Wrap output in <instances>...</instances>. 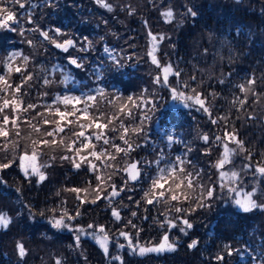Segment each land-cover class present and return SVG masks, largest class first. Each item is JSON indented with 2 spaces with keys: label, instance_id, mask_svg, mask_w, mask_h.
I'll use <instances>...</instances> for the list:
<instances>
[{
  "label": "trees",
  "instance_id": "1",
  "mask_svg": "<svg viewBox=\"0 0 264 264\" xmlns=\"http://www.w3.org/2000/svg\"><path fill=\"white\" fill-rule=\"evenodd\" d=\"M24 2L27 5L24 9L12 6L21 21L13 25L18 30L0 29V74L13 85L20 84L27 73L12 71L9 75L5 64L13 52L29 57L26 67L33 79L21 89L25 94L22 98L25 104L38 107L35 112L22 115L35 116L36 112H43L44 105L73 87L82 92L81 96L103 88L105 99L99 102L106 111L107 100L114 96L120 98L119 104L129 96L136 98L143 93L154 101L156 111L148 113L151 119L144 122V132L131 138L135 150L128 157L120 154L116 163L123 167L126 160L152 161L161 151L171 157L187 154L192 162L188 167L201 170L203 182L217 185V191L211 207L198 208L188 215L193 227L185 235L179 230L182 227L179 222L176 228L160 226L159 222L165 218L161 215L163 205H149L142 200L143 191L148 188L147 177L153 174V168L146 163L143 170L147 175L139 182L129 181L125 185L123 172L112 177V183L125 190L111 204L107 199L81 204L76 194L67 189L88 188L89 181L94 188V174L86 165L76 169L69 160L60 159L61 155L71 153L45 148L40 158L41 163L49 165L41 169L45 180L25 177L18 162L0 171V213L11 218L7 228L0 227V264H55L57 258L63 264H119L111 260L115 255L121 256L124 264H217L214 257L225 244L233 249L247 247V251L242 252L243 259L236 253L226 256L223 264H262L264 209L245 213L236 207L230 194L219 188V174L213 165L222 152L215 137H223L225 131L235 132L246 151L234 156L233 164L226 167L240 172L244 190L255 188L254 199L264 204V177L245 168L249 152L253 165L264 161V0H106L111 10L97 0H54L53 5L49 0ZM129 6L134 9L133 14H129ZM188 8L197 15L188 14ZM169 9L174 13L171 22L162 15ZM29 13L33 19L31 24L27 22ZM21 27L25 29L23 35L19 31ZM34 28L48 31L57 42L72 39L75 47L69 46L67 52L56 48L44 40L39 31L31 30ZM57 28L61 35H56L54 29ZM149 32L164 39L153 42ZM85 37L92 44L87 51H81L86 45ZM28 40L33 44L29 45ZM105 48L110 51L106 53ZM150 50L161 66L170 64L181 73L179 78L170 74L167 87L153 82L162 73L161 68L151 62ZM67 56H73L83 66L78 68L71 64ZM113 58L119 61V66ZM21 63L17 58L13 66ZM193 76L195 80L191 79ZM250 77L256 79L254 88L260 96L257 101V97L249 95L248 102L241 108L238 103L233 104L236 97H243L237 85L246 83ZM45 78L51 83L45 85ZM185 83L189 87L185 88ZM173 87L188 94H192V88L203 93L210 115L197 111L198 105L185 107L183 102L174 100L170 91ZM134 112L137 120L124 119L126 125L139 123L141 111L134 109ZM162 113L163 119H160ZM212 120L217 122L214 124ZM21 131L27 135V126L21 124ZM205 134L209 137L207 143L201 138ZM167 135H172L175 142L169 144ZM107 136L123 146L118 132L107 130ZM229 147L236 148V145L231 143ZM53 156L55 159H51ZM12 158L11 153L7 157L0 153V163ZM136 201H140L139 206ZM25 205L31 206V213ZM113 207L120 210V221L111 215ZM77 210L81 215L69 223L85 228L89 223L105 226L111 237L109 255H105L90 235H81L77 247L76 233L51 227L49 220L53 216L58 217L64 211L74 215ZM133 211L137 212L135 217L131 216ZM177 215L180 214L172 212L169 219ZM129 220L137 227L128 225ZM121 230L132 235L133 244L146 247L159 244L167 232L176 250L141 256L119 236ZM193 240L199 243L189 248ZM18 242L27 250L23 260L17 255ZM118 244L125 247L121 249ZM253 255L257 259H251Z\"/></svg>",
  "mask_w": 264,
  "mask_h": 264
},
{
  "label": "snow or ice",
  "instance_id": "2",
  "mask_svg": "<svg viewBox=\"0 0 264 264\" xmlns=\"http://www.w3.org/2000/svg\"><path fill=\"white\" fill-rule=\"evenodd\" d=\"M97 2L111 10V4L107 3L106 0H97ZM49 4L53 5L54 0H49ZM12 6H18L21 9L27 7L24 0H0V29H8L10 31L18 30L13 25H19L21 21ZM129 9V14H133L134 9H131L130 6ZM187 12L193 17L197 15L191 8H188ZM162 15L169 18V22L174 17L171 9L162 13ZM27 22L29 24L33 23L30 13ZM31 30L39 31L44 40L49 41L56 48H60L65 52L68 51L69 46L75 47V41L72 39H67L63 43H60L55 38L50 37L48 31L38 28ZM19 31L23 35L25 29L21 27ZM54 31L56 35L62 34L59 28L54 29ZM149 36L153 42H156L158 39H164L162 36L158 38L151 32H149ZM84 39L86 45L81 47V51H87L88 47L92 44L87 37ZM27 43L32 45L33 41L28 40ZM153 48H155V44H153ZM104 51L107 53L110 50L105 48ZM148 56L151 57L153 64L161 68L162 75L158 74L154 78L153 82L155 84H163V86L167 87L169 85L168 77L170 74L177 78L180 77V71L178 69L174 70L170 64L161 66L153 51L150 50ZM17 58H20L22 63L14 67V61ZM28 62L29 57L24 56L21 52H13L7 58L5 67L9 75L12 71L16 73H27L20 84L13 85L5 75L0 74V141H2L0 143V153H4L6 157L10 153L13 155V158L8 160V162L0 163V171L18 162L19 168L25 177L37 176L40 181H43L46 177L41 169L49 166L40 162L43 150L45 148H59L66 153L72 154L61 155V160H69L76 169H80L83 165H86L88 170L94 174L96 181L94 188L91 187V181H89L88 188H71L67 189V191L75 193L76 198L80 200L81 204L87 202L96 203L100 199H107L111 204L112 200L120 196L121 192L125 190L124 187L117 188L112 183V177L119 172H123L126 177L125 185L129 181L139 182L147 175L143 170V164L146 163L148 167L153 168V174L147 177L148 188L143 191L142 200L149 205L164 206V212L161 215L165 218L159 222L161 227L167 225L168 228H176L178 227L177 222H179V225H182L179 230L186 235L187 230L193 227L187 218L188 215L198 208L211 207L210 202L215 198L217 191V185H206L203 182L201 170L190 169L188 167L192 162L187 158V154L171 157L161 151L157 158L152 161L143 162L140 160H132L131 162H127L126 160L123 167L116 163L120 154L128 157L135 150L133 143L130 142L131 138L133 136H139L144 132V122L151 119L148 113H154L156 111L157 106L154 101L147 99L142 93L136 98L129 96L127 97V101L118 104L117 101L120 98L114 96L112 99L107 100L109 107L106 111L102 109L99 102L105 99V92L103 88H99L94 94L90 93L82 96L58 95L50 104L43 106V112H36L35 116L22 115L30 111L35 112L38 107V105L32 103L25 104L22 98L25 94L22 93L21 89L27 81L33 79L32 73L27 72L26 65ZM113 62L119 66V61L115 60V58H113ZM70 63L78 68L83 66L75 58H70ZM191 79L195 80L196 77L193 76ZM220 82L223 83L222 80ZM43 83L47 85L51 81L45 78ZM255 84L256 79L250 77L246 83L237 85L243 97H236L233 104L238 103L243 108L248 102L249 95L257 97L258 101L260 94L256 92L254 88ZM184 87L187 88L189 86L185 83ZM170 91L172 98L183 102L185 107L198 105L197 111L203 110L210 115V110L207 106V97L203 93L197 92L195 88L191 89L192 94L179 91L175 87L171 88ZM43 95L47 94L44 93ZM134 109L141 111L139 123L126 125L124 119L137 120ZM9 110L11 114H9ZM163 115L162 113L160 119H163ZM49 117L53 118L49 119ZM251 118L253 117L249 116V119ZM220 119H226V117H221ZM116 122H119L118 127L116 126ZM216 122V120H212V123L215 124ZM21 124L27 126V135L22 134ZM110 126L112 127L110 128ZM107 130L118 132L123 146L114 143L113 139L107 136ZM48 137L52 139L49 140L47 139ZM201 138L205 143L209 141L207 134ZM215 140L220 142L222 147L220 158L213 165L219 174V188L230 194L234 205L242 212L247 213L257 208L264 209V204H259L254 199L256 189L253 188L251 191L244 190L240 172L234 168L229 169L226 167L233 164L234 156L246 151L243 141L239 140L235 132L229 131H225L223 137L216 136ZM167 142L172 144L175 142V138L172 135H167ZM231 143H235L236 148H230L229 144ZM136 147H139V145H136ZM188 151L190 152L191 149H188ZM51 159H55V157L53 156ZM246 159L249 163L245 165V168L251 170L254 175L258 174L264 177V161L257 162L253 165L251 163L252 154L250 152ZM82 193L83 195H81ZM57 194L59 195V193ZM89 197L94 198L89 200ZM136 204L139 206L140 201H136ZM185 204H188L189 207L185 208ZM25 207L31 213V206L25 205ZM172 212L180 215L169 219ZM80 215L79 210L74 215H70L67 211H64L58 217L53 216L49 220V223L54 229H67L76 233L74 239L77 247H79L81 235H90L101 247L105 255H109L111 237L105 226L89 223L85 228L81 225L69 223ZM111 215L115 220H121L120 210L118 208L113 207ZM136 215L137 212H131L132 217ZM10 223L11 218L4 213H0V227L7 228ZM128 225L132 228L137 227L131 220L128 221ZM88 230L92 231L89 232ZM118 234L127 240V246L134 253H138L141 256L147 253H162L176 250V246L173 242H170L167 232L162 236L159 244L150 247L142 246L139 243L133 244L132 235L129 232L121 230ZM138 234L139 230H137ZM198 243L199 241L193 240L188 247L195 248ZM117 247L122 249L125 245L118 244ZM16 250L17 255L23 260L27 255L24 244L18 242ZM244 251H247V247L244 249H233L230 244H225L222 251L214 257V260L217 264H223L225 257H231L234 253L240 255L241 259H243L242 252ZM250 258L253 260L257 259L254 255L250 256ZM111 260L119 261V264H124L123 258L119 255L111 256ZM55 264H63V262L60 258H57Z\"/></svg>",
  "mask_w": 264,
  "mask_h": 264
},
{
  "label": "rangeland",
  "instance_id": "3",
  "mask_svg": "<svg viewBox=\"0 0 264 264\" xmlns=\"http://www.w3.org/2000/svg\"><path fill=\"white\" fill-rule=\"evenodd\" d=\"M81 94H82V92L76 87H73L71 89H67L64 92V95H72V96H81Z\"/></svg>",
  "mask_w": 264,
  "mask_h": 264
},
{
  "label": "water",
  "instance_id": "4",
  "mask_svg": "<svg viewBox=\"0 0 264 264\" xmlns=\"http://www.w3.org/2000/svg\"><path fill=\"white\" fill-rule=\"evenodd\" d=\"M70 58H73V57H72V56H68V57H67V59H68L69 62H70Z\"/></svg>",
  "mask_w": 264,
  "mask_h": 264
}]
</instances>
